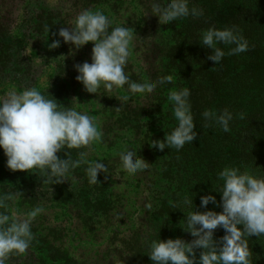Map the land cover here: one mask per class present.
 <instances>
[{
    "label": "clouds",
    "instance_id": "clouds-1",
    "mask_svg": "<svg viewBox=\"0 0 264 264\" xmlns=\"http://www.w3.org/2000/svg\"><path fill=\"white\" fill-rule=\"evenodd\" d=\"M149 14L157 16L162 24H170L189 16L198 18L203 15V9L190 8L189 0H153ZM112 23L102 10L85 9L75 16L74 26L59 29L58 36L64 43H71L76 50L88 43L93 45L91 63L74 65L77 72L75 79L84 90L96 94L101 87L112 92L127 85V91L135 95L150 93L158 85L171 83L173 78L170 75L161 76L156 81L136 82L130 79L125 66L131 56L134 29L126 25L113 27ZM200 44L211 50L207 59L215 65L226 55L218 47L220 44L234 45L228 55H237L249 49L248 41L236 26L222 29L209 27L201 33ZM48 47H60V40H54ZM190 95L187 87L169 90L167 99L176 124L165 133L163 141L151 140L150 147L159 151L169 148L179 151L196 139ZM73 100L81 105L75 98ZM116 111H120V107ZM202 116L206 121L217 124L223 132H230L233 117L227 109L219 114L205 110ZM101 140L102 132L95 117L76 107L63 106L48 91L45 93L38 87L30 86L10 90L0 96V151L6 157V168L12 172L35 171L43 178L44 184L51 186L65 182L72 170L87 165L88 182L98 184V174L108 171L106 164L89 161L86 151H79V158L71 159L64 149H86ZM62 150L64 159L57 155ZM119 159L122 170L130 174L149 166L138 156L137 149L122 151ZM218 179L222 181L216 191L220 194L219 203L211 194L202 195L200 208H207L211 203L222 211H195L192 199L185 200V204L191 205V211L185 217L183 230L193 239L190 242L181 238L148 241L147 256L152 264H252L248 238L264 235V178L226 166L219 172ZM22 196L20 191L0 193V209L10 208L9 202ZM43 212L40 206L26 213L17 212L14 216L0 211V264H7L12 255L27 252L34 240L32 222ZM217 228L223 229L225 234L214 239ZM196 250H199L198 257ZM114 264H123V260L115 257Z\"/></svg>",
    "mask_w": 264,
    "mask_h": 264
},
{
    "label": "trees",
    "instance_id": "trees-1",
    "mask_svg": "<svg viewBox=\"0 0 264 264\" xmlns=\"http://www.w3.org/2000/svg\"><path fill=\"white\" fill-rule=\"evenodd\" d=\"M193 6L203 9V15L198 18H180L167 24L168 42L164 40L165 34L149 35L154 41L150 52L154 81L165 75H170L173 79L171 83L157 86L151 107L147 110L156 114L151 115L156 118L155 122L163 121L161 130H164V133L158 136V139L163 141L165 133L171 131L176 121L173 115H157L162 95L167 96L176 84L183 83L191 92L189 101L197 136L192 144H185L179 151L174 148L155 151L149 146L150 137L141 131V157L149 166L132 175L133 178H138L131 179L129 183L137 186L150 184L152 188L154 184L166 182V191L169 189L168 192L171 193L168 196L166 192L160 193L159 188L157 192L154 190L153 203L148 207L150 211H147H153V214L147 213L142 218L143 221L135 219L132 223L137 225L136 232H133L134 241L128 240L129 245L118 255L123 264H152L147 256V244L152 239L181 238L190 242L193 237L183 230L186 226L185 217L191 211V205L185 204V200L192 199L195 211H222L211 203L207 208H200V196L211 194L219 203L220 194L216 191L222 181L218 179V175L224 167H237L241 172L264 178V0H189V7ZM13 11L11 5L0 6V69H4L3 65L10 62L15 65L13 58L16 52L12 55L6 51L11 43L5 42L6 32L3 30L8 28L6 18L16 14V11ZM33 14L36 19L43 15L37 10L33 11ZM36 26L47 30L48 34L54 32V29H48L52 26L44 24L43 21L36 22ZM232 26H236L248 41L249 49L237 55H228L234 45L220 44L218 47H221L226 55L215 65L207 59L211 50L200 44L201 33L209 27L222 29ZM155 28V25L151 26V29ZM148 78L147 76L145 80ZM224 109L231 112L233 117L230 132L227 133L202 116L205 110L219 114ZM171 113L172 107L169 104L168 114ZM132 124L134 122L130 124L131 129ZM111 130L112 128L108 129L104 134L107 136ZM79 151L81 150L64 149L71 159H78ZM64 152L62 151V155ZM1 163L0 161V179L4 178L11 187L22 186V190L29 187L31 192L34 189L43 190L48 186L38 180L31 184H21L11 174L22 176L25 172L9 171ZM106 166L107 172H112L113 168L108 161ZM75 170L81 171L82 168L80 166ZM103 174L105 173H99L98 178ZM50 201L48 208L63 211L68 208L66 199ZM107 213L106 210L103 211L105 219L110 218ZM119 216L116 214L115 218ZM50 234L51 232H46L39 238V246H30L35 248V254H31V257H37L24 264H93V259L88 255L82 254L77 258L62 253L64 229L52 236ZM224 234L223 229L217 228L214 239H219ZM145 237V242L139 241ZM248 246L252 252V264H264V235L249 237ZM196 252L198 257L199 250Z\"/></svg>",
    "mask_w": 264,
    "mask_h": 264
},
{
    "label": "rangeland",
    "instance_id": "rangeland-1",
    "mask_svg": "<svg viewBox=\"0 0 264 264\" xmlns=\"http://www.w3.org/2000/svg\"><path fill=\"white\" fill-rule=\"evenodd\" d=\"M152 2L153 0L0 1L1 5L5 4V7L11 5L16 11L14 16L6 18L8 28H3L6 32L5 42L13 44H9L6 51L12 55L15 51L16 55L13 58L15 65L10 62L3 65L4 69H0V96H4L10 90L35 86L42 92L48 91V94L63 106L76 107L77 110L92 115L102 132V140L79 150L88 153L89 161H100L104 164L108 161L113 168L112 172L97 178L98 184H90L84 170L87 165H81L82 170L71 171L65 182L48 185L43 190L34 189L31 192L29 187L25 190H22V186L11 187L4 178H1L0 193L20 191L23 196L9 202L10 208L0 211L14 216L17 212L26 213L36 206L44 209V212L32 222L34 240L31 245L34 247L39 246L41 242L39 238L46 232H51L52 236L64 229L63 254L77 258L84 254L93 259V264H114V258L129 245V241H134L133 232H136L137 225L132 223L138 219L143 221L142 218L147 213L153 214V211H147H150L148 207L153 203L154 190L157 192L159 188L160 193L166 192V195L170 196L171 191L168 192L169 189L166 191V182L154 184L152 188L150 184L145 186L130 184L131 179L138 177L133 178L132 175L136 174L122 170L119 159V154L126 149H137V154L141 157V131L150 137V143L151 140H159L158 136L164 133V130H161L163 121L155 122L156 118L151 115L156 114L147 110L151 107L154 91L132 95L125 85L124 88L112 92L101 87L96 94L87 93L83 85L75 79L77 72L74 65L91 63L93 45L88 43L76 50L71 43H64L58 36L61 27L74 26V18L82 10H102L113 22V27L126 25L134 29L131 56L125 66V72L130 79L143 82L148 76V80L154 81V68L150 66V63L152 64L150 52L153 48L151 45L154 41L149 35L165 34L164 40L168 42L169 33L166 31L167 24L160 23L157 16L149 14ZM35 10L43 13L42 17L36 19L33 14ZM38 21L51 25L52 27L48 29L50 31L54 29V32L48 34L47 30L37 27ZM152 25L156 28L151 29ZM57 39L60 40V47L49 49L48 45ZM180 88H184L183 83L176 84L172 90ZM126 96L129 99L125 100ZM167 97L168 94L162 95L157 115H173L168 114L170 103ZM74 98L81 105H77ZM118 107L120 111H116ZM143 108L145 109L142 110ZM132 122L134 124L131 129ZM111 128L109 136L108 134L106 136L105 131ZM152 149L158 151L156 148ZM62 151L57 155L64 159L66 157L62 155ZM0 161L2 166L6 165V157L2 151ZM11 175L21 184L24 182L31 184L37 180L42 182L43 179L35 171L25 172L22 176H16L15 173ZM53 199H66L67 210L48 208L50 200ZM104 210L108 212L109 219L103 216ZM116 214L120 216L115 218ZM142 240L145 242L146 237L139 241ZM34 250L35 248H30L23 255L10 256L7 264L33 261L37 257L36 255L31 257V254H35Z\"/></svg>",
    "mask_w": 264,
    "mask_h": 264
}]
</instances>
